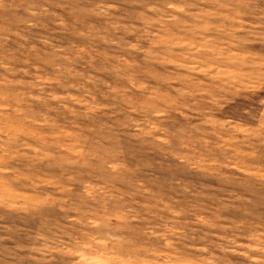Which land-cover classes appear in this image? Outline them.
Returning a JSON list of instances; mask_svg holds the SVG:
<instances>
[{
	"label": "rangeland",
	"instance_id": "obj_1",
	"mask_svg": "<svg viewBox=\"0 0 264 264\" xmlns=\"http://www.w3.org/2000/svg\"><path fill=\"white\" fill-rule=\"evenodd\" d=\"M0 264H264V0H0Z\"/></svg>",
	"mask_w": 264,
	"mask_h": 264
}]
</instances>
